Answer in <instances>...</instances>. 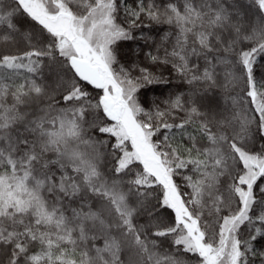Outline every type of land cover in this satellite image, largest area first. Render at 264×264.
<instances>
[{
  "label": "snow or ice",
  "instance_id": "1",
  "mask_svg": "<svg viewBox=\"0 0 264 264\" xmlns=\"http://www.w3.org/2000/svg\"><path fill=\"white\" fill-rule=\"evenodd\" d=\"M154 25L199 93L147 101L121 45ZM256 136L264 0H0V264H264Z\"/></svg>",
  "mask_w": 264,
  "mask_h": 264
},
{
  "label": "trees",
  "instance_id": "2",
  "mask_svg": "<svg viewBox=\"0 0 264 264\" xmlns=\"http://www.w3.org/2000/svg\"><path fill=\"white\" fill-rule=\"evenodd\" d=\"M129 2L131 3V0H129ZM168 30L169 28L167 25H154L151 29H144V35L150 36V40L147 44L143 40H138L122 42L121 45L122 63L128 64L130 62H136L148 66L154 73H162L164 78L169 81L167 84L150 85L144 89L143 92L148 102L156 101L157 103H161L175 95H189L192 92L199 93L201 89L199 83L190 85L186 81L177 78L176 74L171 71L170 66L153 65L148 59L147 53L151 52L152 54H156L157 45H159L161 37ZM257 79L259 80L260 77L258 76ZM243 95L244 93L241 88L225 91L223 88L217 87L210 92L209 98L205 100V104L211 103L213 108L221 112H224L225 109H227L229 111L226 114H230V111L233 108L231 97H236L237 104H239L240 98L243 97ZM244 107H247V105H244ZM237 110L239 109L237 108ZM249 115L255 114L249 113ZM252 127L255 129V124H253ZM252 142L258 147L261 143H264V140L259 136H256ZM257 264H259V261H257Z\"/></svg>",
  "mask_w": 264,
  "mask_h": 264
}]
</instances>
